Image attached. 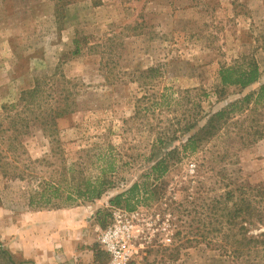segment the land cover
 <instances>
[{"label":"rangeland","instance_id":"rangeland-1","mask_svg":"<svg viewBox=\"0 0 264 264\" xmlns=\"http://www.w3.org/2000/svg\"><path fill=\"white\" fill-rule=\"evenodd\" d=\"M56 2L0 0V123L39 77L64 75L76 101L51 130L31 123L17 150L0 146V249L12 259L0 264H91L90 250L108 264L98 239L114 225L131 226V264H242L201 243V199L264 187V102L253 96L207 139L201 129L264 83V0H70L58 13ZM251 60L256 82L221 87L220 67ZM47 92L49 114L60 96ZM99 153L113 171L100 173ZM98 175L110 182L99 198L63 202ZM143 181L134 209L109 204Z\"/></svg>","mask_w":264,"mask_h":264},{"label":"trees","instance_id":"trees-1","mask_svg":"<svg viewBox=\"0 0 264 264\" xmlns=\"http://www.w3.org/2000/svg\"><path fill=\"white\" fill-rule=\"evenodd\" d=\"M69 1L57 0L54 6L55 12L58 13V10L60 11ZM78 50L76 48L74 53ZM218 75L222 88L234 86L244 89L258 80L260 72L257 64L251 60L240 65L233 64L220 67ZM70 83L64 75L56 73L49 78H36L33 88L22 92L17 102L10 106L14 113H9L5 117L8 120L7 127L0 123V146L3 141H9L8 149L11 152L17 150L21 147L19 137L27 132L31 123L37 122L40 126H48L51 130V127H56L55 121L57 119L73 113L76 101L72 97ZM47 89L56 91L60 96L56 111H50L49 114L42 110L43 105H46V97H50ZM253 96L256 104L261 101L264 102V83L259 86L254 94L245 95L241 100L233 102L225 109L212 114L206 125L201 129V139H207L214 135L221 128V125L230 118V115L236 111H241L242 105L247 103ZM33 111L37 112L33 113ZM34 114L35 116L30 118V115ZM46 117L49 120H46ZM43 131H47V129L44 127ZM195 141L194 137H190L183 149L191 145L193 149ZM170 154L169 152L167 157ZM97 161L100 162L99 171L101 174L113 171L114 167L111 166L106 155L97 154ZM75 163L77 164V162ZM166 169V159H161L154 162L149 173L151 175L163 174ZM150 174L147 175V179L151 177ZM109 184L110 182L105 181L100 175L94 179H86L81 183L83 189L75 187L73 191L63 190L62 196H65L63 202L74 199L73 195L82 199H97L104 193ZM149 187L150 185L146 181L135 182L125 191L109 200V204L118 206L123 201V209L130 211L138 203L140 191L145 190L148 193L146 190ZM47 191L49 197L58 196L59 187L48 185ZM37 196H39L38 198H44L45 194H37ZM30 204H32V201L29 202ZM48 204H50L49 201H37V205ZM201 228V243H205L206 246H211L236 261L240 260L242 264H264V233L262 232L264 229V187L249 188L238 185L233 189H226L223 194L218 195L215 199H201ZM0 253L7 255L5 250L0 249ZM7 260L9 262L12 260L9 254Z\"/></svg>","mask_w":264,"mask_h":264},{"label":"built area","instance_id":"built-area-1","mask_svg":"<svg viewBox=\"0 0 264 264\" xmlns=\"http://www.w3.org/2000/svg\"><path fill=\"white\" fill-rule=\"evenodd\" d=\"M131 226H112L101 233L98 244L108 256V264H131L133 251L129 246Z\"/></svg>","mask_w":264,"mask_h":264},{"label":"crops","instance_id":"crops-1","mask_svg":"<svg viewBox=\"0 0 264 264\" xmlns=\"http://www.w3.org/2000/svg\"><path fill=\"white\" fill-rule=\"evenodd\" d=\"M89 253L91 254V264H95V253L93 252V250H90Z\"/></svg>","mask_w":264,"mask_h":264}]
</instances>
